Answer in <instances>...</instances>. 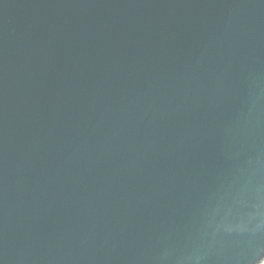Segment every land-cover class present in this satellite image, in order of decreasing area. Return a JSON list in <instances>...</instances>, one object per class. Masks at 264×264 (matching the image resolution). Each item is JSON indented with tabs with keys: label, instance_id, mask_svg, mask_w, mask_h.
Masks as SVG:
<instances>
[{
	"label": "water",
	"instance_id": "1",
	"mask_svg": "<svg viewBox=\"0 0 264 264\" xmlns=\"http://www.w3.org/2000/svg\"><path fill=\"white\" fill-rule=\"evenodd\" d=\"M0 264H264V0H0Z\"/></svg>",
	"mask_w": 264,
	"mask_h": 264
}]
</instances>
